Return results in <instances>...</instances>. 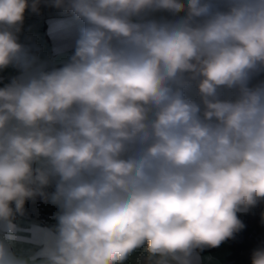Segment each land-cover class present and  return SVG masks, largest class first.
I'll list each match as a JSON object with an SVG mask.
<instances>
[{
  "label": "clouds",
  "instance_id": "clouds-1",
  "mask_svg": "<svg viewBox=\"0 0 264 264\" xmlns=\"http://www.w3.org/2000/svg\"><path fill=\"white\" fill-rule=\"evenodd\" d=\"M44 2L75 27L59 66L19 42L41 0H0V69L21 71L0 87V264H191L234 238L264 201V0ZM37 196L56 224L17 255Z\"/></svg>",
  "mask_w": 264,
  "mask_h": 264
},
{
  "label": "crops",
  "instance_id": "crops-1",
  "mask_svg": "<svg viewBox=\"0 0 264 264\" xmlns=\"http://www.w3.org/2000/svg\"><path fill=\"white\" fill-rule=\"evenodd\" d=\"M149 18L173 19V16L167 12H156L149 14ZM74 36L75 27L69 16L54 7L47 6L44 0H41L38 14L30 10L26 12L22 29L18 34L19 42L27 48L33 44H40L39 59L54 63L55 66L60 65L71 55L70 46ZM19 75H21V71L13 66L0 69V87H4L13 77ZM190 94L195 98V88L191 90ZM226 95H230V93H226ZM260 204V215L264 222V201H261ZM49 208L53 213L58 212V208L53 204H50ZM13 223L17 229L15 233L17 240L12 245V249L17 255L27 256L39 248L36 229L51 228L56 224V220L54 218L49 226L27 218L14 219ZM5 236V231L0 228V238H5ZM229 250L228 240L210 251L201 252L196 249L192 253L191 264H228ZM125 264H147L146 253L143 249L136 250L129 256Z\"/></svg>",
  "mask_w": 264,
  "mask_h": 264
},
{
  "label": "trees",
  "instance_id": "trees-1",
  "mask_svg": "<svg viewBox=\"0 0 264 264\" xmlns=\"http://www.w3.org/2000/svg\"><path fill=\"white\" fill-rule=\"evenodd\" d=\"M173 19H175V17H173ZM261 80H264V72L255 75L252 84H256ZM260 209L261 204L259 202L247 212L237 213L244 228L236 233L234 238L228 239L230 245L228 264H251L252 251L258 247L264 246V222L261 219ZM214 248L205 247L198 250L205 252L213 250Z\"/></svg>",
  "mask_w": 264,
  "mask_h": 264
},
{
  "label": "built area",
  "instance_id": "built-area-1",
  "mask_svg": "<svg viewBox=\"0 0 264 264\" xmlns=\"http://www.w3.org/2000/svg\"><path fill=\"white\" fill-rule=\"evenodd\" d=\"M32 54L35 56H39L41 51L40 44H33L28 47ZM55 190L54 185L45 189V191L51 193ZM50 202H45L43 198L37 196L35 200H28L24 205V213L23 215L17 213L14 219L18 218H27L33 221H36L42 225L49 226L54 219L56 213H53L50 210ZM15 206L13 205V208Z\"/></svg>",
  "mask_w": 264,
  "mask_h": 264
}]
</instances>
